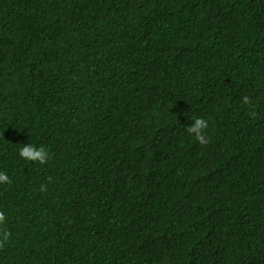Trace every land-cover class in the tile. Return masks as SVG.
<instances>
[{
  "label": "trees",
  "instance_id": "16d2710c",
  "mask_svg": "<svg viewBox=\"0 0 264 264\" xmlns=\"http://www.w3.org/2000/svg\"><path fill=\"white\" fill-rule=\"evenodd\" d=\"M0 171V264H264V0H0Z\"/></svg>",
  "mask_w": 264,
  "mask_h": 264
},
{
  "label": "clouds",
  "instance_id": "9594fccd",
  "mask_svg": "<svg viewBox=\"0 0 264 264\" xmlns=\"http://www.w3.org/2000/svg\"><path fill=\"white\" fill-rule=\"evenodd\" d=\"M244 103H248V98H244ZM208 128V121L202 117H192L191 123L186 127L187 133L193 138L195 142L201 145L206 143V130ZM19 157L25 162H35L44 165L48 158L49 153L44 147H37L34 143H28L20 147L18 151ZM9 182L7 174L0 171V183ZM6 222L5 215L0 212V226ZM8 238L7 231L0 233V242H6Z\"/></svg>",
  "mask_w": 264,
  "mask_h": 264
}]
</instances>
